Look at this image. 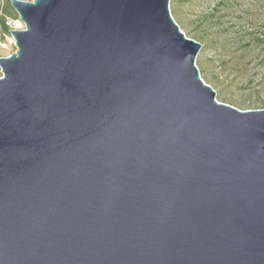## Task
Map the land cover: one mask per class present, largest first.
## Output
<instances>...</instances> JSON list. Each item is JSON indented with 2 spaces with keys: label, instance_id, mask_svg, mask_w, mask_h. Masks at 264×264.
I'll list each match as a JSON object with an SVG mask.
<instances>
[{
  "label": "water",
  "instance_id": "95a60500",
  "mask_svg": "<svg viewBox=\"0 0 264 264\" xmlns=\"http://www.w3.org/2000/svg\"><path fill=\"white\" fill-rule=\"evenodd\" d=\"M171 0H11L0 264H264V108L216 98Z\"/></svg>",
  "mask_w": 264,
  "mask_h": 264
},
{
  "label": "rangeland",
  "instance_id": "374dc122",
  "mask_svg": "<svg viewBox=\"0 0 264 264\" xmlns=\"http://www.w3.org/2000/svg\"><path fill=\"white\" fill-rule=\"evenodd\" d=\"M170 9L186 36L202 43L196 63L216 98L264 108V0H171ZM9 39L0 42L1 56L16 50Z\"/></svg>",
  "mask_w": 264,
  "mask_h": 264
},
{
  "label": "trees",
  "instance_id": "16d2710c",
  "mask_svg": "<svg viewBox=\"0 0 264 264\" xmlns=\"http://www.w3.org/2000/svg\"><path fill=\"white\" fill-rule=\"evenodd\" d=\"M17 18L19 14L14 9L11 0H0V42H5L12 29L7 24L8 18Z\"/></svg>",
  "mask_w": 264,
  "mask_h": 264
},
{
  "label": "built area",
  "instance_id": "2783aa9c",
  "mask_svg": "<svg viewBox=\"0 0 264 264\" xmlns=\"http://www.w3.org/2000/svg\"><path fill=\"white\" fill-rule=\"evenodd\" d=\"M7 24L9 25V27L13 30V28L15 29H25V24L24 22L20 19V17H17V18H8L7 20ZM10 39H9V44H12L13 46L15 45L14 44V38L12 37V35L9 36ZM3 74H2V70H0V77H2Z\"/></svg>",
  "mask_w": 264,
  "mask_h": 264
}]
</instances>
